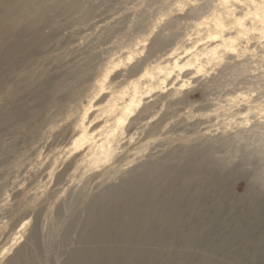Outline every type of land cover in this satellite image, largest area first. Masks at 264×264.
Instances as JSON below:
<instances>
[{
  "label": "rangeland",
  "instance_id": "1",
  "mask_svg": "<svg viewBox=\"0 0 264 264\" xmlns=\"http://www.w3.org/2000/svg\"><path fill=\"white\" fill-rule=\"evenodd\" d=\"M220 1L79 0L77 12L51 10L56 26L42 29L54 38L51 52L37 50L29 79L0 62V264L22 247L28 264H264V39L248 21L238 52L192 64L183 51L210 26ZM170 35L162 46L152 43ZM130 53L110 82L137 79L128 76L139 62L142 74L150 69L143 87L161 62L179 66L137 98L123 125L124 150L138 155L110 178L57 185L73 159L66 152L73 137L63 130L69 116L106 102L89 88ZM70 65L89 70V90L32 145L31 129L57 114L41 109L61 97L46 96L49 81L77 71ZM146 106L148 119L129 127ZM30 111L38 112L33 120ZM21 120V133L7 134ZM148 163V172L135 170Z\"/></svg>",
  "mask_w": 264,
  "mask_h": 264
},
{
  "label": "bare ground",
  "instance_id": "2",
  "mask_svg": "<svg viewBox=\"0 0 264 264\" xmlns=\"http://www.w3.org/2000/svg\"><path fill=\"white\" fill-rule=\"evenodd\" d=\"M51 1L0 0V62L9 67L8 70L11 74L19 72L20 75L26 74V79H29L30 75L35 73V68L30 63L33 58L40 55L37 50L42 49V54L51 52L49 47L54 38L52 35L44 36L42 29L55 28L54 17L50 16L52 9H57L60 15L71 11L77 12L81 8L79 0H56L55 4H51ZM88 13L86 11L81 20ZM211 21L212 25L210 24L209 27L200 30L203 35L193 41L191 46L183 49L184 54H190L188 63L194 64L201 58L209 61L222 50L238 52L241 38L244 35L250 36L251 27L259 31L258 38L260 40L264 39V0H239L236 5L232 6H230V0H221L215 7ZM248 21L251 23V27L248 26ZM173 37V35L159 37L152 43L154 46H162L164 42ZM207 38L210 41L203 44L201 49H197V44ZM36 44L37 47H35ZM178 50L176 49L175 53ZM132 57H134L133 54L127 59L119 58L107 66L103 71L104 73L101 70V78L89 89H94L95 97L107 95L104 97L106 102L100 104L91 102L90 107L84 110L82 116L76 118L70 115L76 109V105H72L81 101L85 97V92L89 90L85 88L86 83L91 81L89 70L87 72V70H81L77 66L70 65L69 69L77 71L66 73L65 76L62 74L58 76L57 80L49 81L50 86L46 89V96L48 95L52 99L57 93H61V97L57 104L55 102L49 103L41 109L48 111L49 108H56L57 114L48 118L44 123L45 125L33 127L30 136L32 137L31 144H36L45 135L46 128L50 130L56 128L59 121L58 116L64 113L70 115L63 130L66 137H73V142L66 151L69 157H73V159L67 165L64 175L58 178L57 185L67 183L68 179L75 181L78 177L110 178V171L115 176L114 174L122 172L126 163H132L130 159L134 158L133 153L136 151L124 150L125 147L122 143L128 137V132L123 125L130 115L135 113L137 98L142 100V96L159 89L162 82L169 78L170 73L179 67L176 61L173 62L174 60L161 62L154 67L157 72L153 74L152 80L144 82L145 86L143 87L142 80L148 76L147 71L150 69H146V73L142 74L145 65L143 62H139L129 70L128 76L131 78L139 75L137 79L123 87L122 84L110 82L112 72L129 66L130 62L126 60H130ZM25 63L29 64L24 66ZM118 88L120 89L117 90ZM232 102L235 103L236 100ZM60 103L63 106L59 109ZM149 109L150 106H146L128 126L131 127L134 122H145L149 117ZM91 112L94 114L90 115ZM24 114L26 112H23V117ZM27 114L28 119L33 120L38 112L30 111ZM23 121L25 120H21L7 134H20L24 128ZM156 135L149 134L147 139ZM136 155H138L137 152ZM148 165L149 163L139 164L135 170L145 169L148 172ZM30 259L29 251L26 247H22L9 259V264H28Z\"/></svg>",
  "mask_w": 264,
  "mask_h": 264
}]
</instances>
